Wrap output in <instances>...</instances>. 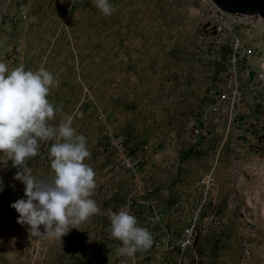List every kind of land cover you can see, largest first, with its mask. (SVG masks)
<instances>
[{
	"label": "rangeland",
	"instance_id": "374dc122",
	"mask_svg": "<svg viewBox=\"0 0 264 264\" xmlns=\"http://www.w3.org/2000/svg\"><path fill=\"white\" fill-rule=\"evenodd\" d=\"M110 3L116 11L104 17L94 0H0V61L43 66L60 81L51 123L71 115L85 135L100 208L62 241L30 238L11 207L26 199L21 169L0 152V264H174L205 174L216 182L185 264H264V104L248 99L242 128L225 107L212 108L225 89L227 39L208 31L201 0ZM241 28L264 57V24ZM192 124L211 131L198 145ZM52 143L26 162L38 180L54 175ZM121 209L154 240L131 258L110 234Z\"/></svg>",
	"mask_w": 264,
	"mask_h": 264
},
{
	"label": "clouds",
	"instance_id": "9594fccd",
	"mask_svg": "<svg viewBox=\"0 0 264 264\" xmlns=\"http://www.w3.org/2000/svg\"><path fill=\"white\" fill-rule=\"evenodd\" d=\"M94 5L104 17L116 11L110 0H94ZM59 85L43 66L33 71L23 64L11 68L0 61V152L21 169L15 179L26 186V199L11 207L19 213L17 222L28 226L30 238L47 236L62 241L72 229L81 230L100 208L92 198L97 182L94 169L86 163L91 152L85 135L77 133L71 115H65L58 126L51 123L60 110L49 96ZM44 142H53L49 159L54 175L50 181L38 180L26 167L29 159L40 155ZM109 219L111 236L122 244L120 255L131 258L153 246L152 233L140 226L133 214L121 209Z\"/></svg>",
	"mask_w": 264,
	"mask_h": 264
},
{
	"label": "built area",
	"instance_id": "2783aa9c",
	"mask_svg": "<svg viewBox=\"0 0 264 264\" xmlns=\"http://www.w3.org/2000/svg\"><path fill=\"white\" fill-rule=\"evenodd\" d=\"M208 10L206 28L227 39L226 81L225 89L214 96L213 109L225 107L234 125H239L244 115L248 99L256 104H264V57L258 56L255 45H251L243 37L241 25L259 26L264 24L260 15H243L221 9L213 0H201ZM252 104V103H251ZM242 128V125H239ZM211 131L204 125L192 124L190 127V143L200 144ZM216 182L214 175L205 174L198 181L202 196L189 213V221L176 238L174 249L177 257L174 264H185L187 250L194 244L201 221L204 205Z\"/></svg>",
	"mask_w": 264,
	"mask_h": 264
},
{
	"label": "water",
	"instance_id": "95a60500",
	"mask_svg": "<svg viewBox=\"0 0 264 264\" xmlns=\"http://www.w3.org/2000/svg\"><path fill=\"white\" fill-rule=\"evenodd\" d=\"M221 9L243 15H260L264 20V0H213Z\"/></svg>",
	"mask_w": 264,
	"mask_h": 264
}]
</instances>
